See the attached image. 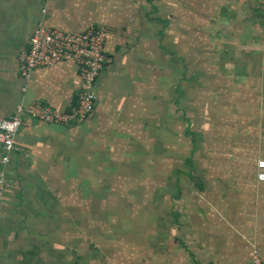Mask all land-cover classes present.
I'll return each mask as SVG.
<instances>
[{
  "label": "crops",
  "instance_id": "obj_1",
  "mask_svg": "<svg viewBox=\"0 0 264 264\" xmlns=\"http://www.w3.org/2000/svg\"><path fill=\"white\" fill-rule=\"evenodd\" d=\"M239 2L0 0V120L11 117L20 104L42 101L66 112L78 103L82 79L75 62L38 69L27 82L20 75L19 56L30 49L41 22L66 33L106 28L105 49L111 60L99 77L97 107L88 120L61 126L27 119L28 124L20 129L16 137L18 151L7 168L6 197L0 201V264H62L43 257L52 253L50 250L59 252L55 255L66 250L52 242L51 236L65 240L68 233L78 240L82 214L75 199L87 203L90 218L96 211V191L120 187L112 174H132L134 160L142 154L138 143L143 142L144 126L159 135L162 87L175 94V106L189 104V100L184 102L186 95L189 97L185 86L190 78L189 64L202 67L226 62L234 71L221 69L215 75L236 78L237 89L241 90V80L249 76V64L237 60L236 55L229 57L230 45L222 42L221 59L211 53L194 55L192 51L196 40L204 50H220L221 43L218 30L214 32V25H208V18L194 22L196 15H214L216 11L217 16L225 10V3L234 8ZM235 31L238 29L233 27L231 33ZM257 41L256 36H248L242 45L257 46ZM252 51L256 56L257 49ZM241 63L247 64L244 72H238ZM167 121L170 124L173 119ZM185 121V130L189 131V120ZM259 149L263 154V148ZM216 152H211L212 158L228 157ZM239 152L244 155L245 150ZM1 155L0 149V159ZM185 163L190 170L183 174L191 180L192 192L182 199L184 209H175L171 215V227L162 232L155 264H252L255 250L264 263V181L255 173L251 180L244 181L238 176L242 171L236 168L232 182L222 178L217 182H194L199 174L193 156ZM226 171L221 173L223 179H228ZM175 187L179 199L182 186L177 181ZM55 190H69L73 196L65 199V194L64 199L54 200L49 192ZM62 219L73 222L72 230L59 228Z\"/></svg>",
  "mask_w": 264,
  "mask_h": 264
},
{
  "label": "rangeland",
  "instance_id": "obj_2",
  "mask_svg": "<svg viewBox=\"0 0 264 264\" xmlns=\"http://www.w3.org/2000/svg\"><path fill=\"white\" fill-rule=\"evenodd\" d=\"M242 1L234 8L225 3V10L217 16L216 11L214 15H196L197 21L194 22L207 17L208 25H214V32L218 30L220 52L213 47L204 50L206 48H201L204 46L197 40L192 49L194 55L211 53V56L221 59L222 42L230 45L227 47L229 57L236 55L237 60L249 64L246 69L249 76L241 80V90L237 89L236 78L227 76L222 79L215 75L221 69L226 73L234 71L226 62H211L202 67L189 64L187 72L190 78L185 84L189 97L186 95L184 99V102L189 100L187 106L185 103L175 106V94L170 93L168 87H162L159 135L153 128L144 126L143 142L138 143L142 154L134 160L136 164L131 169L132 174H112L120 187L96 191V211L91 212L90 218L87 203H81L83 199L74 197L80 203L78 210L82 214V221L78 224L80 238L73 240L72 234L66 233L65 240H62L60 236L52 235L51 241L66 250L61 252L62 255H55L59 252L50 250L52 253L43 256L46 260L62 264H155L162 232L171 227V215L175 209H184L182 199L188 198L192 192L189 187L191 180L183 174L190 170L185 163L187 158L193 156L195 172L199 174L194 182L207 179L217 182L218 178L232 182V176H237L236 168L242 171L238 176L244 181L251 180L253 173L257 176V163L264 157V153L259 152V148L264 150V0H246L241 6ZM261 3L263 6H259ZM233 27L238 29L235 34L231 33ZM248 36L259 39L257 46L242 45ZM232 44L237 46L233 48ZM256 49L257 55L254 56L252 50ZM242 50L246 51L243 53ZM238 66V72H244L247 64ZM216 97L217 101L221 100L218 106H214ZM201 101L204 102L200 104ZM168 118L173 122L169 124ZM185 119L189 120V131L185 130ZM241 149L245 150L244 155L240 154ZM215 151L228 157L212 158L211 152ZM123 160L131 162L128 158ZM223 170H227L228 179H223ZM177 181L182 186L179 199H176ZM71 192L55 190L49 194L54 200H61L65 194L68 195L65 199L72 197ZM72 224L62 219L59 228L72 230Z\"/></svg>",
  "mask_w": 264,
  "mask_h": 264
},
{
  "label": "built area",
  "instance_id": "obj_3",
  "mask_svg": "<svg viewBox=\"0 0 264 264\" xmlns=\"http://www.w3.org/2000/svg\"><path fill=\"white\" fill-rule=\"evenodd\" d=\"M106 34V28L103 27L66 33L59 29H49L43 22L38 25L30 49L19 56L22 79L27 82L38 69L72 61L79 68L82 90L78 103L66 112L55 110L42 101H35L18 105L11 117L0 120V201L5 199L8 189L7 168L12 162V156L18 151L16 137L20 129L28 124L27 119L66 126L84 122L95 112L98 80L111 61L106 55ZM23 91H26V86ZM257 167L258 179L264 181V159L258 161ZM252 264H264L258 250L253 253Z\"/></svg>",
  "mask_w": 264,
  "mask_h": 264
}]
</instances>
